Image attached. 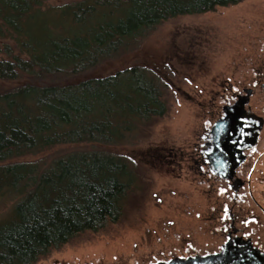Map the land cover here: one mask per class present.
Returning a JSON list of instances; mask_svg holds the SVG:
<instances>
[{
    "label": "trees",
    "instance_id": "1",
    "mask_svg": "<svg viewBox=\"0 0 264 264\" xmlns=\"http://www.w3.org/2000/svg\"><path fill=\"white\" fill-rule=\"evenodd\" d=\"M0 0V264H36L126 214L133 146L169 112L170 83L140 64L82 78L137 50L167 21L244 0ZM67 82V83H66ZM64 144L91 148L15 161ZM136 171V175L133 173Z\"/></svg>",
    "mask_w": 264,
    "mask_h": 264
},
{
    "label": "rangeland",
    "instance_id": "2",
    "mask_svg": "<svg viewBox=\"0 0 264 264\" xmlns=\"http://www.w3.org/2000/svg\"><path fill=\"white\" fill-rule=\"evenodd\" d=\"M135 64L155 70L171 91L166 98L169 112L147 130L141 143L99 147L136 162L138 178L126 214L104 231L88 232L36 264H153L206 252L222 240L215 232L218 222L208 220L216 211L217 194L212 179L195 162L196 144L212 113L230 98V86L248 85L255 68L264 64V0L173 18L137 50L104 62L72 83ZM19 83L0 81V89ZM87 148L91 146L58 145L15 161L45 166L56 156ZM9 205L0 199V219Z\"/></svg>",
    "mask_w": 264,
    "mask_h": 264
},
{
    "label": "flooded vegetation",
    "instance_id": "3",
    "mask_svg": "<svg viewBox=\"0 0 264 264\" xmlns=\"http://www.w3.org/2000/svg\"><path fill=\"white\" fill-rule=\"evenodd\" d=\"M229 89L232 92L230 98L212 113V121L205 126L196 144L195 162L199 169L203 168L204 176L212 179V191L217 194L214 200L216 211L210 213L208 220L218 222L215 232L222 239L218 247L199 254H216L224 243L240 238L249 240L264 258V64L255 68L248 85H241L238 89L230 86ZM240 96H245L246 101L245 134L258 125V117L263 119V123L255 144L243 151L244 159L233 177L224 178L211 164L212 129L225 115V106L234 104Z\"/></svg>",
    "mask_w": 264,
    "mask_h": 264
},
{
    "label": "water",
    "instance_id": "4",
    "mask_svg": "<svg viewBox=\"0 0 264 264\" xmlns=\"http://www.w3.org/2000/svg\"><path fill=\"white\" fill-rule=\"evenodd\" d=\"M245 96L224 108L225 115L213 126L214 135L211 164L224 178H232L236 168L244 159L243 151L255 144L263 119L245 134ZM262 254L249 240L236 238L223 244L220 252L210 255L174 257L153 264H264Z\"/></svg>",
    "mask_w": 264,
    "mask_h": 264
}]
</instances>
